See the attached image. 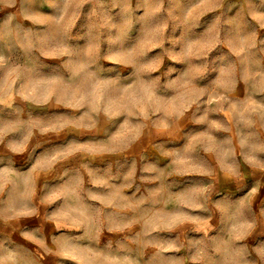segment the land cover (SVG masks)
<instances>
[{
	"label": "clouds",
	"instance_id": "1",
	"mask_svg": "<svg viewBox=\"0 0 264 264\" xmlns=\"http://www.w3.org/2000/svg\"><path fill=\"white\" fill-rule=\"evenodd\" d=\"M0 264H264V0H0Z\"/></svg>",
	"mask_w": 264,
	"mask_h": 264
},
{
	"label": "rangeland",
	"instance_id": "2",
	"mask_svg": "<svg viewBox=\"0 0 264 264\" xmlns=\"http://www.w3.org/2000/svg\"><path fill=\"white\" fill-rule=\"evenodd\" d=\"M65 142L64 140H61V141H54L53 144H58V143H63ZM52 145H46V147H50Z\"/></svg>",
	"mask_w": 264,
	"mask_h": 264
}]
</instances>
